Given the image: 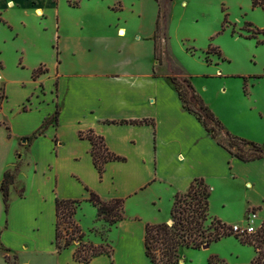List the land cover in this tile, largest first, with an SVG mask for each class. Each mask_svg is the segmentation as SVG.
I'll use <instances>...</instances> for the list:
<instances>
[{"label":"crops","instance_id":"1","mask_svg":"<svg viewBox=\"0 0 264 264\" xmlns=\"http://www.w3.org/2000/svg\"><path fill=\"white\" fill-rule=\"evenodd\" d=\"M249 7L259 9L251 0ZM158 14L157 0H0V183L5 171L27 162L15 175L23 195L16 197L15 184L9 188L7 215L0 192V242L20 264H84L73 258L78 243L55 247L56 199L81 200L74 215L81 241L113 249L87 264H152L144 251L145 225L167 223L174 196L195 179L210 188L211 218L243 226L253 210L257 225L264 222V159L242 162L230 155L183 108L166 68L167 39L161 62L154 57ZM44 38L50 61L44 59ZM211 55L214 63L206 62L222 68L226 59ZM39 67L46 71L33 78ZM219 68L211 75L220 79L217 99L232 97L225 118L205 105L232 135L262 143L264 70L248 76ZM230 76L247 78V98L240 96L238 80H226ZM144 119L150 122L131 123ZM89 131L123 158L105 163L101 175L91 142L79 136ZM90 193L123 199V220L107 229ZM225 241L226 254L216 248ZM225 241L199 250L227 264L254 258L251 247ZM180 258L179 264H192Z\"/></svg>","mask_w":264,"mask_h":264},{"label":"trees","instance_id":"2","mask_svg":"<svg viewBox=\"0 0 264 264\" xmlns=\"http://www.w3.org/2000/svg\"><path fill=\"white\" fill-rule=\"evenodd\" d=\"M252 8L260 7L264 12V0H251ZM159 14L156 22L154 35V57L161 62L159 45L156 41L159 32ZM227 23V14L224 15L221 32L224 31V24ZM247 27H253L251 23L246 22ZM221 32H218L220 34ZM234 30L231 35H234ZM258 35H264V29L259 30L253 27L246 39H256L257 45H264V41L258 40ZM210 47V45H209ZM54 48L56 46L54 45ZM205 60L208 62V54ZM218 56H221L218 52ZM168 76L173 84L183 108L196 116L213 139H216L217 145L226 150L230 155L236 157L242 162H251L264 159V141L259 144L248 141L243 138L232 135L224 129L222 123L214 116L212 111L203 103L202 99L194 91L188 78L184 77L180 71L174 70L169 60L166 61ZM46 70L42 67L37 68L32 73L36 78ZM258 78V77H256ZM244 84V92L246 88ZM149 120L133 121L131 123L142 124L149 123ZM125 123V122H123ZM218 132H221L226 141L217 139ZM81 138H86L91 142V156L93 164L101 175L105 163L110 161H120L123 158L109 152L105 147L100 136L89 131L80 133ZM15 169L4 172L0 192L2 195L4 214H8L9 209V188L14 184ZM23 188L20 189V193ZM211 196L210 188L203 179H195L183 194H178L173 199L170 211L171 224L166 222L160 224H146L144 228V251L145 256L152 264H179L181 261L180 250L191 249L199 250L203 246H208L222 238L233 236L242 245L251 247L255 256L247 264H264V222L254 234H237L231 231V226L222 221L209 216V199ZM97 211V218L102 221L106 228L114 226L123 220V199L103 200L94 193H90L88 200ZM81 204V200H59L55 201V247L57 251L69 247L73 242L78 246L73 253L76 261L87 264L91 258L98 255L111 256L113 249L108 243L99 245L84 243L81 241L83 233L74 220L76 210ZM208 264H227L223 259L212 255L207 259Z\"/></svg>","mask_w":264,"mask_h":264},{"label":"rangeland","instance_id":"3","mask_svg":"<svg viewBox=\"0 0 264 264\" xmlns=\"http://www.w3.org/2000/svg\"><path fill=\"white\" fill-rule=\"evenodd\" d=\"M42 1L45 3L47 2V0ZM169 1L170 0H157L161 12L159 32L156 38L159 45V53L161 55L162 42L167 39L168 56L166 55L165 62L169 60L174 70L180 71L183 75L185 74L189 77L190 79L188 78V80L196 94H198L202 101L204 100L203 103L208 104L211 110L225 118V111L232 97L229 96L224 100L217 99V93L220 87V83L218 82L220 79H216L217 76L213 78L211 75H213L219 67L206 62V53L207 51L209 52L208 60L210 58L209 61L212 60L214 63L215 60H213V58L215 55L211 54H218V52H220L221 56L226 60L223 64L220 63L222 68L219 69L228 75H233L235 73L248 76L256 75L255 73H261V75H263L264 48L256 44V39H246L244 37L249 35V32H251L254 27H247L245 25L246 21L248 22L249 19H253L254 22L263 25L262 28H258L259 30L264 29V12L260 7L257 10L251 9L249 7V0ZM37 12L40 11H36L37 15L41 14V12L40 14ZM225 14H227V23L224 24V31L221 32ZM18 19H20V16L15 14L13 18L15 24H17ZM25 24L27 25V31L25 30L23 34L27 35L28 31L31 30L30 21L26 20ZM166 28L168 32L167 35ZM232 30H234V35L238 36L239 39H233L234 36L231 37ZM218 32L221 33L218 34ZM261 36L262 35H258L257 39L259 40ZM23 39H25V36H23ZM46 42L47 39L44 38L42 40L44 59L50 61L51 53H49L48 49L45 47ZM261 75L254 76V78H260L262 77ZM226 80L230 82L231 80H238L241 83L240 96H242V99L247 98L244 92V84L247 87L246 77L238 76L234 78L230 76V78H226ZM228 113L230 114V112ZM218 138L226 141L221 132H218ZM26 165L27 162L22 161L20 165L16 167L15 172L18 167L25 168ZM14 184L16 187V197H21L23 192L20 193V189L23 187V183L18 181L15 182L14 179ZM255 224L257 225L256 222ZM103 234L104 233H102V235ZM227 239L235 240L240 246H244L233 236L222 238L219 241H225ZM7 241L12 247L16 244L12 239H8ZM73 243L77 244V242ZM229 244V241H225L220 243L216 248L218 250L221 249L222 251H219L226 254L230 248ZM180 254L185 256L186 260H191L192 264H208L207 259L210 256H206V251L202 250L181 249ZM0 264H20L19 257L14 253L6 251L1 242Z\"/></svg>","mask_w":264,"mask_h":264},{"label":"built area","instance_id":"4","mask_svg":"<svg viewBox=\"0 0 264 264\" xmlns=\"http://www.w3.org/2000/svg\"><path fill=\"white\" fill-rule=\"evenodd\" d=\"M0 80H1V76H0ZM4 99L3 93H0V103L1 101ZM257 218L256 212L255 211H250L246 214L245 217V225L241 226V225H232L231 226V231L233 233H237V234H247V235H251L254 234L256 232V230L260 227V224L256 225L255 224V220Z\"/></svg>","mask_w":264,"mask_h":264},{"label":"water","instance_id":"5","mask_svg":"<svg viewBox=\"0 0 264 264\" xmlns=\"http://www.w3.org/2000/svg\"><path fill=\"white\" fill-rule=\"evenodd\" d=\"M167 224H171V221L169 220V221H167ZM206 248V246H203L202 247V249H205Z\"/></svg>","mask_w":264,"mask_h":264},{"label":"bare ground","instance_id":"6","mask_svg":"<svg viewBox=\"0 0 264 264\" xmlns=\"http://www.w3.org/2000/svg\"><path fill=\"white\" fill-rule=\"evenodd\" d=\"M38 14H40V12H37Z\"/></svg>","mask_w":264,"mask_h":264}]
</instances>
